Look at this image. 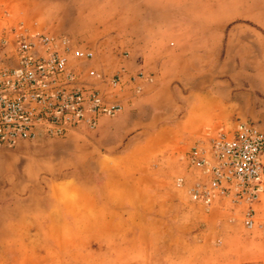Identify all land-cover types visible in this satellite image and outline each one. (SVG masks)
Listing matches in <instances>:
<instances>
[{
	"label": "rangeland",
	"instance_id": "374dc122",
	"mask_svg": "<svg viewBox=\"0 0 264 264\" xmlns=\"http://www.w3.org/2000/svg\"><path fill=\"white\" fill-rule=\"evenodd\" d=\"M158 1L0 0V62L16 60V31L66 36L73 46L95 53L89 68L120 80L111 99L122 104L119 95L127 80L119 70L130 61L131 36L137 39L142 34L145 40L150 36L154 38L150 46L156 47V35H172L169 27L138 25L151 13L142 11L143 6L150 8ZM222 2L214 1L213 9L204 16L213 21L222 18L227 24L220 32L224 40L221 57L211 60L213 69L226 64L230 69L262 71L264 0ZM203 31L198 28L197 34L204 35ZM211 32L214 38L219 34L216 27ZM3 39L9 41L6 46ZM196 46L204 51V44ZM212 46L215 50L216 44ZM134 60L137 69L142 57ZM136 72L143 77L138 69ZM250 93L251 101L235 108L231 120L202 124L193 137L170 138L159 147L149 140L144 171L101 168L102 174L94 175L98 180L104 176L113 179L101 206L79 202L78 190L72 185L80 171L45 155V142L70 134L25 142L21 157L17 146L0 149V264H264V233L258 227L264 224V197L256 205L257 227L247 229L240 215L242 208H215L208 213L193 205L188 195V186L196 177L187 169L186 156L194 145L239 121L264 127V102L253 101L257 94ZM76 133L88 136L93 132L81 130L72 135ZM74 154L72 159L77 160L80 153ZM90 174L92 171L84 175ZM123 174L132 186L116 184V177ZM181 176L186 185L178 188L175 181ZM68 179V183L61 182Z\"/></svg>",
	"mask_w": 264,
	"mask_h": 264
},
{
	"label": "crops",
	"instance_id": "0c3cea01",
	"mask_svg": "<svg viewBox=\"0 0 264 264\" xmlns=\"http://www.w3.org/2000/svg\"><path fill=\"white\" fill-rule=\"evenodd\" d=\"M214 1L223 3V0H160L153 7L143 6L142 11L151 13L138 25L169 27L172 35L166 38L156 35V47L150 46L154 42L150 36L146 40L142 34L140 38L129 39L130 61L119 70L127 80L119 95L122 111L113 119L101 118L98 128L88 136L71 133L66 139L45 142L47 157H53L55 163H71L80 171L79 179L72 185L78 190L79 202L101 206L107 201V185L113 179L104 176L98 180L96 176L102 174L101 168L144 171L149 140H155L154 145L159 147L170 138L193 137L201 131L202 124L220 125L231 120L235 108L251 101L250 91L257 94L253 101L264 102V69L252 73L230 69L226 64L212 67V58L221 57L224 40L220 32L227 26L222 18L213 21L204 17L208 9H213ZM214 27L219 30L215 38L211 32ZM198 28H203L204 35L197 34ZM197 43L205 45L204 51H198ZM139 56L142 63L137 69L143 77H138L136 72L134 59ZM26 148L25 142L17 144L19 157ZM74 151L80 153L77 160L72 159ZM91 171L92 174L84 175ZM81 176L85 179H80ZM69 179L61 182L68 183ZM115 182L132 186L124 174L116 177Z\"/></svg>",
	"mask_w": 264,
	"mask_h": 264
},
{
	"label": "built area",
	"instance_id": "2783aa9c",
	"mask_svg": "<svg viewBox=\"0 0 264 264\" xmlns=\"http://www.w3.org/2000/svg\"><path fill=\"white\" fill-rule=\"evenodd\" d=\"M15 33L16 60L0 62V149L94 132L101 118L119 115L122 104L111 98L120 80L88 67L95 58L92 50L73 46L66 36ZM186 161L196 177L188 186L193 205L208 213L242 208L244 226L257 227L256 205L264 197V127L239 121L199 141ZM175 184L183 188L186 179L178 177ZM258 227L264 233V224Z\"/></svg>",
	"mask_w": 264,
	"mask_h": 264
}]
</instances>
